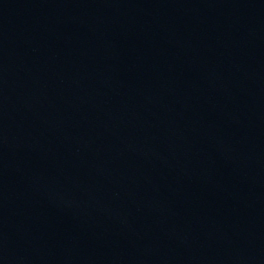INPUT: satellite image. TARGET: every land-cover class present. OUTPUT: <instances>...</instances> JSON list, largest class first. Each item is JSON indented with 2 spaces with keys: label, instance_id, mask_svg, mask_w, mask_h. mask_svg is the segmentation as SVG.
<instances>
[{
  "label": "water",
  "instance_id": "water-1",
  "mask_svg": "<svg viewBox=\"0 0 264 264\" xmlns=\"http://www.w3.org/2000/svg\"><path fill=\"white\" fill-rule=\"evenodd\" d=\"M0 264H264V0H0Z\"/></svg>",
  "mask_w": 264,
  "mask_h": 264
}]
</instances>
